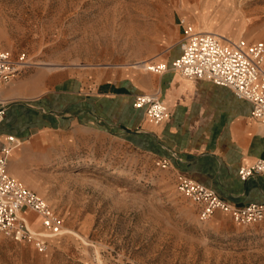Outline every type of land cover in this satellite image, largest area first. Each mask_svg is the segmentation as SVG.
Returning a JSON list of instances; mask_svg holds the SVG:
<instances>
[{
	"label": "rangeland",
	"instance_id": "1",
	"mask_svg": "<svg viewBox=\"0 0 264 264\" xmlns=\"http://www.w3.org/2000/svg\"><path fill=\"white\" fill-rule=\"evenodd\" d=\"M181 19L264 41V0H0V49L29 61L0 85L3 101L35 91L34 79L44 89L80 72L156 78L134 65L170 60ZM154 158L98 126L21 140L11 175L44 196L65 227L46 252L0 235V264H264V222L243 225L222 212L200 221Z\"/></svg>",
	"mask_w": 264,
	"mask_h": 264
},
{
	"label": "crops",
	"instance_id": "2",
	"mask_svg": "<svg viewBox=\"0 0 264 264\" xmlns=\"http://www.w3.org/2000/svg\"><path fill=\"white\" fill-rule=\"evenodd\" d=\"M180 53L179 47L170 60ZM109 69L97 75L76 73L42 89L5 102L0 121V148L7 135L28 141L44 130L67 126H98L122 136L155 158L174 152L173 174L183 173L211 187L224 200L244 205L264 202V174L245 181L241 165L264 157V121L252 116V104L229 88L205 80L187 79L175 71L134 81ZM39 86L37 89L36 87ZM157 92L168 109L159 124L133 107L137 93ZM17 147V146H16Z\"/></svg>",
	"mask_w": 264,
	"mask_h": 264
},
{
	"label": "built area",
	"instance_id": "3",
	"mask_svg": "<svg viewBox=\"0 0 264 264\" xmlns=\"http://www.w3.org/2000/svg\"><path fill=\"white\" fill-rule=\"evenodd\" d=\"M181 35L178 41L180 53L166 62H150L146 70L162 74L175 71L187 79H205L216 85L229 88L238 98L252 104V116L264 121V41L221 39L213 33L202 32L184 19L180 20ZM25 53L14 56L7 49H0V85L7 84L19 68L28 66ZM133 107L143 109L147 119L159 124L168 117L166 104L157 92L137 93ZM4 108L0 107V121ZM20 139L7 135L0 148V235L27 241L39 252H46L51 240L64 231L62 216L49 204L47 199L24 185L11 175L9 157ZM171 152L168 157L154 158L162 169L171 168ZM264 174V157H258L250 165H241L238 176L245 181ZM176 191L198 206V219L206 221L215 213L230 215L239 224L264 222V202H249L244 205L232 204L221 198L211 187L183 174H175ZM39 216L38 229L31 231L23 217L26 210Z\"/></svg>",
	"mask_w": 264,
	"mask_h": 264
},
{
	"label": "bare ground",
	"instance_id": "4",
	"mask_svg": "<svg viewBox=\"0 0 264 264\" xmlns=\"http://www.w3.org/2000/svg\"><path fill=\"white\" fill-rule=\"evenodd\" d=\"M200 31V30H199ZM202 32H209L208 30H203ZM210 33H213V34H215L216 36H218L219 38H221V39H224V38H227V37H224V36H221V35H219V34H216V33H214V32H210ZM227 39H230V38H227ZM148 63H147V61H139L138 63H136L135 65H134V67H141V68H143V67H145V69H146V65H147ZM0 99H5L4 98V96L2 97L1 96V92H0ZM31 215H35V217L39 220V216H38V214L37 213H35L34 211H32V210H26V212L24 213V215H23V217L26 219V221H27V226H28V228L31 230V231H33V230H35V228H36V226H35V221L34 220H32L31 218H30V216Z\"/></svg>",
	"mask_w": 264,
	"mask_h": 264
}]
</instances>
